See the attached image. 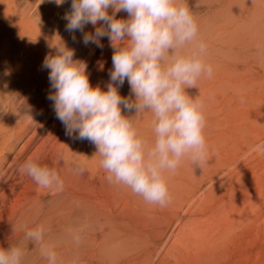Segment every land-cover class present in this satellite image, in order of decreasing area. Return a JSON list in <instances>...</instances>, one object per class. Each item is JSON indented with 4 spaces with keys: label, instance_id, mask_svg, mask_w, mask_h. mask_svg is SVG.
<instances>
[{
    "label": "bare ground",
    "instance_id": "6f19581e",
    "mask_svg": "<svg viewBox=\"0 0 264 264\" xmlns=\"http://www.w3.org/2000/svg\"><path fill=\"white\" fill-rule=\"evenodd\" d=\"M187 4L198 22L199 38L207 45V63L211 65L219 60L215 56L220 49L241 42L238 33L253 20L258 8H264V0H187ZM70 10L71 0L60 6L54 0H0V248L19 246L25 231L43 226L46 235L42 246L56 251L58 264H76L84 256L85 264H93L83 246L98 244H102L103 255H115L110 256V262L98 264H128L130 258L116 251L128 237L137 235L141 242H148L147 229L156 212L130 189L108 182L95 145L66 135L63 124L59 120L54 123L53 103L47 99L52 89L42 63L46 55L56 54L53 44L59 39L75 50L74 59L87 64L93 87L106 90L109 82L113 48L107 38L101 40L102 49L85 46L79 31L74 42L63 19ZM108 11L112 13L111 8ZM126 16L117 13L118 18ZM95 27L88 24L84 32L94 33ZM197 89L186 91L197 97ZM119 92L134 100L127 81ZM122 114L136 115L123 109ZM152 121L147 111L135 121L149 145L154 139ZM34 146L27 160L55 168L64 181L63 191L41 188L21 171ZM75 163L84 165L82 175L74 170ZM74 236H79V243ZM40 247L29 243L24 264H47ZM167 250H173V245ZM157 252L153 247L150 254ZM172 255L186 259L190 254L177 249Z\"/></svg>",
    "mask_w": 264,
    "mask_h": 264
},
{
    "label": "clouds",
    "instance_id": "9594fccd",
    "mask_svg": "<svg viewBox=\"0 0 264 264\" xmlns=\"http://www.w3.org/2000/svg\"><path fill=\"white\" fill-rule=\"evenodd\" d=\"M54 2L60 6L65 0ZM120 12L126 18H118ZM63 19L74 42L78 31L85 46L102 49L101 40L107 38L113 55L109 82L102 90L90 84L87 64L74 59V49L62 39L53 44L56 54L46 55L42 68L48 70L52 91L47 99L56 119L66 135L95 145L109 183L130 189L148 205L167 207L172 202L167 174H174L185 158L201 167L209 155L204 103L186 90L210 79L213 67L187 0H71ZM88 24L96 26L94 33L84 32ZM125 81L134 100L120 95ZM122 109L136 115L125 116ZM146 111L153 116L151 145L135 123ZM253 151L264 155V144ZM74 170L82 175L85 167L75 163ZM21 171L41 188L64 189L55 168L27 160ZM45 235L43 226L25 231L19 246L0 248V264H24L30 242L41 245L47 264H58L56 251L42 246ZM79 239L74 236L76 243Z\"/></svg>",
    "mask_w": 264,
    "mask_h": 264
},
{
    "label": "rangeland",
    "instance_id": "374dc122",
    "mask_svg": "<svg viewBox=\"0 0 264 264\" xmlns=\"http://www.w3.org/2000/svg\"><path fill=\"white\" fill-rule=\"evenodd\" d=\"M254 16L238 33L240 43L217 52L212 77L198 82L207 161L194 167L185 158L174 174H167L172 202L163 209L149 205L156 213L148 242L125 236L116 251L130 258L128 264H264V155L253 151L264 144V8ZM169 244L173 250H167ZM101 245L83 246L90 263L110 262L112 253L103 255ZM153 247L156 254H150ZM177 249L190 255L173 256ZM85 262L84 256L76 264Z\"/></svg>",
    "mask_w": 264,
    "mask_h": 264
}]
</instances>
